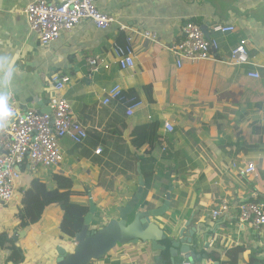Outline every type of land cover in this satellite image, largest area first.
Instances as JSON below:
<instances>
[{"label": "crops", "instance_id": "obj_1", "mask_svg": "<svg viewBox=\"0 0 264 264\" xmlns=\"http://www.w3.org/2000/svg\"><path fill=\"white\" fill-rule=\"evenodd\" d=\"M33 1L0 0V94L13 95L23 112L39 111L41 102L62 96L89 131L83 145L69 138L60 141L63 163L43 170L49 175L43 181L48 188L56 187L55 175L71 177L74 191L85 194L72 200L84 205L91 200L103 215L92 229L119 219L118 208L139 187L138 165L148 148L136 151L130 134L135 126L158 121L163 145L146 156L154 162L144 163L146 173L155 174L144 179L148 195L139 208H160L171 194L168 212L152 222L168 236L200 227L196 252L202 259L194 264H221L237 248L243 251L239 264H264V227L243 226L235 208L245 201H264V0H97L98 8L117 20L113 26L97 30L82 22L47 49L40 46L23 13ZM187 22L207 26L219 48L210 59L178 70L170 48ZM216 24L233 25L236 31L215 33ZM121 27L158 36L155 42L136 36L131 70H121L113 56L114 46L124 45L128 36ZM242 40L250 43V64L225 62ZM94 57L105 60L96 73L87 63ZM251 73L260 79L249 77ZM53 74L71 78L60 93L51 85ZM116 85L143 102L134 117L126 116L122 103L103 105L105 91ZM166 121L175 126L171 134L163 128ZM99 148L103 152L97 155ZM245 162H254L257 170L243 177L239 171ZM32 179L27 186L21 184L18 201L0 205V264H55L59 248L72 253L76 247L75 240L62 236L63 212L58 205L49 206L37 224L17 228L15 214ZM223 201L232 207L214 220L211 212ZM160 244L165 249L154 250L151 243L119 246L94 264H172L170 243ZM213 255L216 259H210ZM188 261L178 254L175 264Z\"/></svg>", "mask_w": 264, "mask_h": 264}, {"label": "built area", "instance_id": "obj_2", "mask_svg": "<svg viewBox=\"0 0 264 264\" xmlns=\"http://www.w3.org/2000/svg\"><path fill=\"white\" fill-rule=\"evenodd\" d=\"M23 13L31 32L37 36L44 49L62 36L72 34L82 22L93 24L97 30H108L117 22L98 8L97 0H34L26 6ZM212 30L215 33L229 34L235 32L236 28L229 24H216ZM121 31H128V36L124 45L116 44L113 48L115 64L121 70H131L135 67L133 43L136 36L152 42L157 41L158 36L144 29L121 27ZM249 44L248 40H242L230 56L224 59L225 62L235 66L249 65ZM218 48V42L207 38L199 24L187 22L181 29L180 40L170 50L175 56L177 69L181 70L186 63L195 64L210 59L212 52H216ZM87 63L91 72L96 73L105 64V60L94 57L88 58ZM249 77L260 79L258 73H251ZM50 81L53 89L60 93L71 82V78L53 74ZM123 92L119 85L105 91L103 105L122 103L126 108V116L132 118L143 102L137 98L125 100ZM8 99V107L13 116L7 122L0 121V205L18 201L16 194L24 173L38 175L41 170H51L63 163L61 140L69 138L77 145H83L89 138L88 128L76 118L72 105L62 96H55L50 100V114H39L35 110L23 113L13 95ZM163 128L169 134L175 131L171 121H166ZM102 152L99 148L96 154L100 155ZM256 170L254 162H245L239 172L245 177L254 174ZM231 207L228 202L223 201L211 212L212 218L217 220L224 217ZM235 208L243 226L249 224L257 230L264 227V201H245ZM183 264L192 263L188 261Z\"/></svg>", "mask_w": 264, "mask_h": 264}, {"label": "water", "instance_id": "obj_3", "mask_svg": "<svg viewBox=\"0 0 264 264\" xmlns=\"http://www.w3.org/2000/svg\"><path fill=\"white\" fill-rule=\"evenodd\" d=\"M203 30L205 36L209 38L207 26ZM46 103L49 105V101L40 103L39 114L51 113V109L46 107ZM138 172L140 175L139 187L133 197L127 200L126 205L118 208L119 219L110 221L103 228L92 229L97 207L90 200L89 211L85 216L82 230L74 239L76 243L74 251L67 253L65 249L59 248V257L55 264H94V262L104 259L118 246L124 245L151 243L154 250L165 249L160 244L162 241L169 242L171 245L172 264H175L178 254L183 255L191 263L197 259H202V255L196 252L201 243L199 240L201 236L200 227H193L188 233L185 232L186 228H184L177 235L168 236L156 223L152 222V219L162 217L168 212L171 206V194H167L165 202L160 208L154 210L136 209V206L141 202L145 188V180L140 165H138ZM188 226L189 224L186 227ZM206 241L207 238L205 237L203 242Z\"/></svg>", "mask_w": 264, "mask_h": 264}, {"label": "trees", "instance_id": "obj_4", "mask_svg": "<svg viewBox=\"0 0 264 264\" xmlns=\"http://www.w3.org/2000/svg\"><path fill=\"white\" fill-rule=\"evenodd\" d=\"M145 89H150V87L146 86ZM123 97L125 100H129L135 97V94L134 92H123ZM257 106L261 107L260 105ZM160 128V122L153 121L144 125L135 126L132 129V133L130 134L132 146L136 151H139L148 145L144 156L140 160L142 173L145 180L149 176L155 174V170H152L150 173H146V167H144V163H151L152 166L154 165V162L152 160L150 161V158H146V156L149 157L150 154H154L157 149L162 147L163 140L161 136L157 135ZM154 159L157 160L156 157H154ZM53 180L56 183V187L52 190L49 189L47 184L41 181L39 178H33L30 181L29 187L24 192L22 197L21 207L15 214V219L19 222V226L17 228L25 230L30 226L37 224L49 206L58 205L63 212V219L60 226L62 236L70 240H74L76 235L82 230L85 216L89 211V205L77 203L72 200L73 197H84L85 194L74 191V182L71 177L55 175ZM147 195L148 189L146 188L144 189L141 202L136 206V209H138L141 204L143 205V203L146 202ZM256 201L259 202L261 199H257ZM101 214L102 213L97 210L92 223L93 227L100 225L99 219L102 218ZM109 222L110 220L104 221V224L101 226V228L105 227ZM15 252L20 254V260H22V251L16 248ZM242 252V248L230 250L227 253L229 260L226 262H221V264H239L240 258L242 257ZM210 259L216 258H214L213 255L210 257ZM250 264H252V262H250Z\"/></svg>", "mask_w": 264, "mask_h": 264}, {"label": "clouds", "instance_id": "obj_5", "mask_svg": "<svg viewBox=\"0 0 264 264\" xmlns=\"http://www.w3.org/2000/svg\"><path fill=\"white\" fill-rule=\"evenodd\" d=\"M8 100L7 95L0 94V121L2 122H7L13 116V112L8 107Z\"/></svg>", "mask_w": 264, "mask_h": 264}, {"label": "rangeland", "instance_id": "obj_6", "mask_svg": "<svg viewBox=\"0 0 264 264\" xmlns=\"http://www.w3.org/2000/svg\"><path fill=\"white\" fill-rule=\"evenodd\" d=\"M54 169H51L50 171H52ZM45 172L43 170H41L39 172V176H40V180L41 181H44L46 178H49V175H44ZM32 176L31 174H29L28 172L24 173L23 177H22V180H21V184L24 185V186H27L28 183H29V180L32 179ZM102 215V214H101ZM109 215H111V213H109ZM103 216V215H102ZM99 228V227H98ZM97 228V229H98ZM119 247V246H118Z\"/></svg>", "mask_w": 264, "mask_h": 264}]
</instances>
